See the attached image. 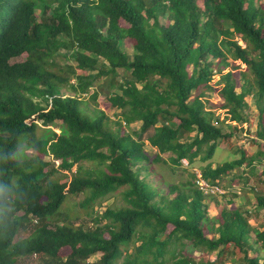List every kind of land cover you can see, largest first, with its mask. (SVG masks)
<instances>
[{
	"label": "trees",
	"instance_id": "1",
	"mask_svg": "<svg viewBox=\"0 0 264 264\" xmlns=\"http://www.w3.org/2000/svg\"><path fill=\"white\" fill-rule=\"evenodd\" d=\"M60 50H70L73 67L57 63ZM120 70L131 80H120ZM213 70L224 111L215 124L204 96ZM97 80L109 91L101 107L117 116L83 111ZM66 88L72 94L56 93ZM248 98L256 151L237 148V159L212 168L218 142L232 136L218 123L241 130ZM55 123L59 133L36 137L38 126ZM133 123L152 131L153 156L127 131ZM23 143L36 154L18 159ZM196 159L206 163L202 179L218 187L241 168L264 177V0H0V264L33 256L40 264H224L228 256L264 264V224L247 219L228 192L209 218L193 175L177 184L155 170ZM252 190L256 215L264 192ZM78 193L79 207L95 214L91 226L60 217ZM116 195L119 206L94 211Z\"/></svg>",
	"mask_w": 264,
	"mask_h": 264
},
{
	"label": "rangeland",
	"instance_id": "2",
	"mask_svg": "<svg viewBox=\"0 0 264 264\" xmlns=\"http://www.w3.org/2000/svg\"><path fill=\"white\" fill-rule=\"evenodd\" d=\"M122 45V43H121ZM60 57L57 58V63H59L61 66H74V63L72 60H68V54L70 52L67 50H60ZM130 53V51H128ZM24 57L19 58L17 61L23 60ZM243 68V65L241 66ZM225 72L224 70H222ZM238 74L235 73L234 77H236ZM120 80H131L130 76L128 74H123V71H119V77ZM238 78V77H237ZM221 77L218 75L216 70H213V81L211 82L212 90L207 91L204 96L207 98L206 103V109L208 111H211L213 113V119L212 122L215 124V120L222 121L224 119V111L220 109L218 104V96L217 91L221 88ZM73 83V81H71ZM57 94L65 95V94H72V92L69 89H59L56 91ZM93 93L98 94L96 98V103L90 100V95ZM109 95V91L107 88L103 87L101 85V82L99 80L93 81L92 86L88 90L87 93L84 94L82 97L83 99V105L81 106L83 108V111L88 115L92 116V111L95 113L97 111L103 110L104 113L108 116L115 117L118 114V111L114 109L106 110L101 107V102ZM249 108L244 113V117L246 119V122H243L242 124H238V127L241 130H237L233 132V124L228 123V121H225L224 123H218L220 127L222 128V133L228 134L232 132V136L226 140L219 141L218 147L216 149V152L214 153L213 157L206 163H210L212 168H215L216 166L222 164L225 161H230L237 159L239 155L236 153L237 148H242L246 152V154L250 155L253 154L257 147L256 145L251 143V139H253L255 135L256 130V121H257V111L255 110L254 105L250 101V99H247ZM110 120L115 121L116 118H110ZM59 123H55V125H52L48 128L44 127H37L36 130V137L37 138H45L52 135V133H59L60 130ZM127 131L130 134L138 133V135H133L134 138L140 142L144 143L143 150L144 152L148 153L150 156H153L155 154V150L151 148L147 142V138L152 134V131H149L145 134L139 133V123H133L128 128H126ZM36 153L32 150L31 146L23 143L22 147L19 149L16 157L18 159H28L29 157L35 155ZM167 155H163L162 157L165 159ZM44 160H47L46 157H43ZM182 168L179 170H172L170 167L160 165L156 166L155 170L156 173H158L160 176H162L163 179L166 181L181 184L183 182H186L187 180H190V174H192V169L197 170V172H200V167L204 166L206 163H199L197 162V159L192 166H188L187 163L181 162ZM75 168L72 169V172ZM260 171V168L258 167L255 170V174L258 175V172ZM201 173V172H200ZM241 175V178L238 176ZM237 176V177H236ZM192 178V177H191ZM264 177H260L259 180H255L254 177H250L247 174V169H238L234 170L230 173L228 176H224L220 181H218L217 184H219L220 187H223L224 191L221 190V193L228 192L227 193V199L232 200V202L236 206H240L244 216L247 217V219L252 218L255 220L257 224L260 225V227L264 224V210L256 211L257 214L254 215L256 208L254 207V190L252 188L258 190L257 192L263 193L264 187L260 185V180H262ZM151 185L153 189H157L160 194L166 193L167 190L163 188L162 185L157 184L153 181V177L151 175H148L146 178ZM193 179V178H192ZM204 192V191H203ZM225 193V194H226ZM209 195H206V199L204 200V203L208 206V217L212 218L216 214L219 213L220 208L224 205L223 201L224 199L221 197L220 194H214L210 191H208ZM83 196L82 194L78 193L70 198L67 199L66 203L63 205V207L60 210V217L63 220H74L76 216H79L81 222L85 225L91 226L92 218L95 216L94 213L86 214L84 210H82L79 207L80 202L82 201ZM121 204L119 196H111L105 199V201L100 206H95L94 211L97 214H100L103 212V210L107 206H119ZM75 222H80L79 220H74ZM33 224H36V222H32ZM28 230L25 232H21L15 240H19L21 238H24L28 235ZM214 256V255H212ZM211 256V257H212ZM232 257V258H231ZM228 256L224 260V264H235L236 260H233L234 256ZM93 259V258H92ZM121 260L117 263L120 264ZM29 264H40L38 259L33 256L29 259Z\"/></svg>",
	"mask_w": 264,
	"mask_h": 264
},
{
	"label": "built area",
	"instance_id": "3",
	"mask_svg": "<svg viewBox=\"0 0 264 264\" xmlns=\"http://www.w3.org/2000/svg\"><path fill=\"white\" fill-rule=\"evenodd\" d=\"M183 162H185V164L187 163L185 160H183ZM192 174H193V182L194 184L200 189L202 190V192L206 195H208V191L216 194H220V195H224L226 192L221 193V190L224 191L222 188L216 186V185H212L210 184L208 181H205L204 179H202L201 177V173L195 169H192Z\"/></svg>",
	"mask_w": 264,
	"mask_h": 264
}]
</instances>
